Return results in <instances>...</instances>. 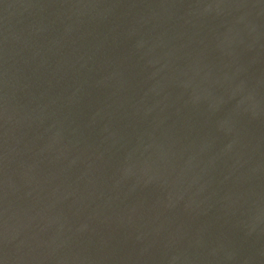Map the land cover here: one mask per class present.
I'll use <instances>...</instances> for the list:
<instances>
[{
	"label": "water",
	"instance_id": "95a60500",
	"mask_svg": "<svg viewBox=\"0 0 264 264\" xmlns=\"http://www.w3.org/2000/svg\"><path fill=\"white\" fill-rule=\"evenodd\" d=\"M0 264H264V0H0Z\"/></svg>",
	"mask_w": 264,
	"mask_h": 264
}]
</instances>
